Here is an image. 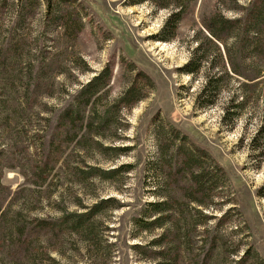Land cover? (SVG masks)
<instances>
[{
  "label": "rangeland",
  "instance_id": "1",
  "mask_svg": "<svg viewBox=\"0 0 264 264\" xmlns=\"http://www.w3.org/2000/svg\"><path fill=\"white\" fill-rule=\"evenodd\" d=\"M12 1L0 11L2 26L14 19ZM136 1H86L80 10L89 16L79 36L52 31L37 20L28 23L30 50L38 51L35 72L46 57L64 54L55 69L47 67L39 81L30 80L37 101L32 109L19 111L17 125L9 124L0 110V207L8 212L3 224L60 215V199L70 210H81L80 205L110 198V208L94 223L100 238L85 243L81 235L65 237L54 256L63 264H151L135 245L148 243L163 229L145 233L134 223L145 204L158 199L154 190L166 183L172 236L163 241L169 239L173 247L191 240L192 261L201 262L211 252L207 264H234L241 257L242 264H264V154L253 147L264 104L260 99L229 125L224 115L230 97L239 92V78L226 77L216 103L209 104V98L201 96L210 64L204 63L198 74L182 71L200 39L213 54L204 27L213 14L238 17L251 0H194L169 40H164L170 33L163 29L172 10ZM67 6L77 10L73 2ZM214 63L220 67L222 62ZM27 68H14L21 91ZM105 69L111 72L108 86L84 108L83 126L58 129L59 109L77 101L82 87ZM55 70L62 73L54 75ZM130 86H135L139 100L119 107ZM261 88L264 94V83ZM0 94L6 103L20 105L19 91L6 94L0 84ZM98 131L103 135H96ZM44 141L52 143L49 168L61 155L46 172L40 170ZM188 153L196 155L195 161H187ZM203 166L206 173L197 185L193 176ZM121 167L129 171L110 179L93 175L95 170L108 173ZM196 199L209 205L201 209ZM204 210L212 215L207 221L196 212ZM32 244L35 264H51L42 254L46 242ZM9 250L2 237L0 264L9 263L2 261ZM185 261L179 263L188 264Z\"/></svg>",
  "mask_w": 264,
  "mask_h": 264
},
{
  "label": "trees",
  "instance_id": "2",
  "mask_svg": "<svg viewBox=\"0 0 264 264\" xmlns=\"http://www.w3.org/2000/svg\"><path fill=\"white\" fill-rule=\"evenodd\" d=\"M88 2V0H86ZM85 0H13L9 7L14 11V19L5 26L0 25V84L9 92L21 93L20 105L15 103L8 104L2 100L3 94H0V110H3L6 115L7 122L16 125L19 123V111L25 108L32 109L37 101V94L31 88L32 77L42 78V71L48 67L50 70L56 68L59 63V55L64 53L53 54L51 58L46 57L43 62H39L36 72L33 70V62L38 56V51L31 52L29 44V33L26 31L28 23L37 20L40 21L42 27L52 28V31H66L78 35L85 27L86 18L89 16L83 13ZM142 2H150L158 6L160 9H171L168 16L166 26L163 33H170L164 40L174 38L176 30L184 21L186 16L192 10L194 0H140ZM0 5V11L7 4V0ZM69 2H73L77 6V10L69 9ZM131 4H136V0H130ZM88 4V3H86ZM85 4V5H86ZM88 6V5H87ZM89 7V6H88ZM82 9V10H80ZM205 29L208 35L205 40L209 45L213 46L212 53L209 54L203 46V39L199 40L198 49L194 57L185 65L182 71L190 74H198L204 66V63L210 64V71L207 73L205 86L202 90V96L209 98L208 103L214 104L218 96L223 91V81L226 77H238L240 80L239 92L230 97L227 102L226 113L224 120L233 125L237 118L248 107L259 105V100L264 104V94L261 85L264 83V0H251L249 5L241 11L238 17H225L221 12H216L213 17L205 24ZM211 46V47H212ZM222 46V47H221ZM45 47V46H44ZM46 48L45 50H47ZM50 52V51H49ZM67 52V51H66ZM80 60L84 65L87 63L81 55ZM215 60L222 62L220 67H217ZM25 64L28 66L27 73L24 75L21 84L22 91L18 89L17 75H15L16 65ZM54 75L61 74L62 71H54ZM111 72L105 69L96 75L91 81L84 85L78 93V100L68 104L66 107L59 109L55 117L58 122V129H67L75 125L83 126L85 121L84 108L88 105L97 93L104 90L108 86ZM18 85V86H17ZM135 86H130L125 91V95L119 100L122 103L119 107H131L139 98L135 96ZM84 96V97H83ZM85 98V100L82 99ZM2 112V113H3ZM255 118V117H254ZM47 121H52V117H47ZM256 120V119H254ZM260 122L256 131V136L253 138V147L264 154V113L258 116ZM107 121L105 117L102 121ZM96 135L102 136L103 133L98 131ZM101 145V144H100ZM102 147V145H101ZM118 150L121 148H117ZM204 150V149H203ZM123 151V150H121ZM207 151H203L206 154ZM52 143L44 141L40 144V156L42 172L52 170L55 163L61 159V155L55 160L52 168L50 167V158L53 156ZM196 155L188 153L187 161L194 160ZM129 171L126 167L114 169L108 173H104L102 169L95 170L93 175L103 176L105 179H110L116 173ZM206 169L203 166L202 172L198 176H193V180L197 185L200 184L199 176L205 175ZM161 173V172H160ZM193 174V173H192ZM158 189V190H157ZM154 190V194L158 199L153 202H148L142 208L141 213L135 218V226L141 231L152 233L160 228L163 229L161 234L146 244H137L135 248L140 251L146 260L151 264H180L182 260H186L188 264H207L212 254L206 255L205 260L192 261L191 240L185 242L180 241V244L171 246L169 239L165 238L172 236L169 226V207L168 196L164 193L167 189L166 183L160 184L159 188ZM161 190V191H160ZM264 186L261 189L263 194ZM60 215H42L41 217H31L26 223H16V220L11 221V224H3L7 219L8 212L0 207V239L2 237L7 240L10 246L8 257L2 260L7 264H35L36 250L32 244L34 240L42 239L46 242L43 255L51 264H63L61 259H58L55 254L59 253V242L65 237L71 235H81L85 243H89L95 238H100L98 228L94 223L99 218L104 210L110 208V198H100L94 204L89 206H81L80 209H69L64 204L63 199H60ZM201 209L207 208L208 202L199 201ZM199 215L204 216L207 221L212 217L204 211H196ZM19 214V213H18ZM21 214V213H20ZM15 219L19 218L14 214ZM10 222V219H9ZM171 232V233H170ZM169 241V243H168ZM51 242V243H49ZM185 242V243H184ZM196 257V255H195ZM244 257L236 260L234 264H242ZM180 262V263H179Z\"/></svg>",
  "mask_w": 264,
  "mask_h": 264
}]
</instances>
